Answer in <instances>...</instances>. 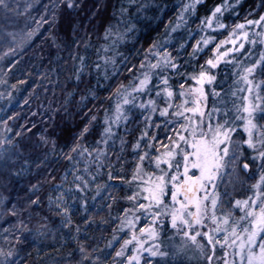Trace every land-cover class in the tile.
<instances>
[{"label": "snow or ice", "instance_id": "obj_1", "mask_svg": "<svg viewBox=\"0 0 264 264\" xmlns=\"http://www.w3.org/2000/svg\"><path fill=\"white\" fill-rule=\"evenodd\" d=\"M133 2L129 0V5ZM201 3L202 0H187L182 4L176 20L170 22L165 39L154 42L145 50L130 83H119L114 90L110 89L111 109H104L99 120L97 115H91L73 142L66 145L68 151L60 150V155L71 165V171L65 172L62 183L55 186L58 194L54 198L49 197V205L62 217L64 227L72 224L77 204L79 210L88 213L89 199L93 202L98 198L115 200L110 189L131 186V194L124 197L131 207L122 208L120 215L114 218L119 221V226L113 230V240L122 239L123 242L115 250L113 264H141L144 252L160 258L155 264H183V258L188 256L192 247L203 257V264H264V12H260L258 18L229 25L224 21V13L232 3L221 0L200 18L197 25L199 39H195L189 29V18ZM60 5L75 9L79 7L80 0H56L52 5L53 24ZM259 7L264 8V0ZM0 8L9 11L8 0H0ZM119 12L124 17L128 8L121 6ZM33 22L35 27L24 33L25 39L30 40L48 20L41 16ZM123 25V31H113V25L105 29L106 45L101 46L105 56L94 65L97 72L105 69V80L108 79V65L115 66V60L107 52L114 51L119 41L135 28L128 19L123 21ZM180 28H184L188 36L184 42L178 43L173 54L169 51L171 45L168 41L171 34ZM257 28L258 31L255 30ZM210 30L226 31L228 39L217 42ZM7 35L17 43L15 33ZM52 39L55 41L56 37ZM190 39H195V43L188 45L187 40ZM22 43L20 40L17 46ZM189 46L191 52H187ZM15 51L13 47L8 48V53ZM202 56L205 58L200 63ZM73 58L79 60L74 73L79 81L88 64L83 56ZM222 62L231 66L234 77L233 88L225 93V96L232 97L230 101L214 87L217 80L214 70ZM209 94L220 98L219 106L214 101L211 110H206ZM97 98L93 93V99ZM85 99L81 97L82 102ZM134 111H140L144 123L140 136L131 144L136 161L134 169L127 177L107 171L108 182L101 184V172L112 167L104 163L108 159L106 149L109 141L115 144L120 125L123 123L126 127L131 122L129 115ZM93 122L99 124L102 131L100 139L93 146H88L82 141L90 134L89 125ZM3 123L11 132L7 121ZM239 129L242 133L238 132ZM14 135L19 137L21 133ZM237 136L240 138H235ZM41 140L49 143L43 135ZM120 141L123 151L125 141L122 137ZM4 144L11 145L12 138L5 136L0 141V158L7 151L2 147ZM51 144V151L55 152V141ZM246 150L253 155L246 156ZM81 163L83 169L79 168ZM240 172L255 182L250 185L251 195L233 199L227 188L223 192L219 190L220 185L224 183L225 176L233 175L238 182L245 183ZM68 175L72 176L71 181L67 179ZM117 179L124 184L111 183ZM32 190L34 194L39 191L37 185H32ZM38 199H29V203L35 205ZM91 207L95 210V203ZM104 207L110 209L112 205L108 203ZM236 212L240 215L236 216ZM7 214L17 218L15 227L18 232L29 231L15 205L0 211V215ZM142 218H150V221L137 227ZM89 219L90 216L85 217V223ZM169 227L173 231L171 237L166 231ZM80 231L77 225L75 233ZM116 232H122L124 236L118 238ZM145 233L149 240L154 241L148 247H145L143 239ZM69 235L77 239L71 232ZM179 237L183 239L174 242ZM107 247L112 248L113 242L109 241ZM96 251L93 249V253ZM79 252L83 264L100 261L98 255L89 253L83 245L79 246ZM128 252L131 254L126 255ZM14 257V248H0V264H16ZM144 264H153V261L145 259Z\"/></svg>", "mask_w": 264, "mask_h": 264}, {"label": "trees", "instance_id": "obj_2", "mask_svg": "<svg viewBox=\"0 0 264 264\" xmlns=\"http://www.w3.org/2000/svg\"><path fill=\"white\" fill-rule=\"evenodd\" d=\"M55 2L56 0L38 2L32 15L39 18L42 16L41 12L46 10L44 17L48 23H42L26 46L8 62L0 65V74L3 75L1 77L8 91V96L0 103V113L2 121H7V127L11 129V132L7 131V136L12 138L11 145L2 146L7 151L0 158V198L4 199L1 200L0 209L3 211L15 205L20 219L24 220L29 231L23 234L18 232L15 227L18 220L10 214L4 215L1 225L6 229L10 227V243L15 249L16 264H56L65 257L67 264H74V261L82 257L79 252L80 245L85 246L89 253H93V249L97 250L93 254L104 253L105 264H113V254L123 241L113 240V230L119 226V221L114 218L120 215L122 208L131 207L124 199L131 194V186L110 189L115 200L98 198L93 202L89 199L88 213L79 210L77 204V209L73 211L72 224L64 227L61 224L62 217L49 205V197L54 198L58 194L55 186L62 183L65 172L71 171V165L60 155V150L68 151L66 145L73 142L81 129L88 124L91 115H97L99 120L103 117L104 109H111L113 100L110 98V89L114 90L119 83H130L133 73H136L144 58L145 50L166 36L170 22L176 20L182 4L187 0H134L131 5L129 0H80L79 7L75 9L60 5L56 9V20L53 24L52 5ZM220 2L221 0H202L197 7L196 13L189 19V29L195 39H199L197 25L200 18L206 16ZM230 2L232 7L224 13V21L229 25L258 18V14L264 12V8L259 7L261 0ZM141 5L142 7H138ZM121 6L128 8L124 17L119 12ZM125 19L130 20L135 28L119 41L114 51L107 52L115 60V66L108 65V79L105 80V69L97 72L94 67L105 56V52L101 50V46L106 45L105 29L113 25V31H123ZM211 33L215 35L217 42L228 38L227 32L223 30ZM53 36L56 37L55 41ZM187 36L185 29L176 31L172 35L169 51L175 54V47L179 42H184ZM195 39L187 40V44H194ZM191 51L192 48L187 47V52ZM79 56L85 57L88 67L77 81L74 73L79 60L73 57ZM204 58L202 56L199 62L203 63ZM228 70V66L226 69L219 68L216 82L223 81ZM93 93L97 99H93ZM82 96L86 97L83 102ZM129 119L131 122L126 127L123 123L120 125L115 144L109 141L106 149L108 159L104 163L111 164L112 167L101 172V184L108 182L105 174L107 171H112L113 175L119 172L127 177L134 169L136 161L131 144L140 136L144 123L140 111L130 113ZM89 131L90 134L82 142L93 146L100 139L102 127L93 122L89 125ZM16 132H20L21 136H15ZM238 132L242 133L241 129ZM42 135L49 143L45 144L41 140ZM121 137L125 141L123 151ZM51 141H55V152L51 151ZM245 155L250 156L253 153L246 150ZM118 157L121 158L119 161ZM83 167L81 163L79 168ZM240 177L245 183L237 182L236 190H239L238 197L244 198L251 195L249 189L255 179H247L243 172H240ZM67 179L71 181L72 176L68 175ZM111 183L121 185L124 181L117 179ZM32 185H37L39 189L35 194ZM37 197V204L29 203V199L37 200ZM93 203L96 205L95 210L91 207ZM108 203L112 205L110 209L104 207ZM88 216L90 219L85 223V217ZM77 225L81 229L78 234L75 233ZM70 232L77 239H72ZM115 235L118 238L123 237L120 232ZM16 236L20 239L16 240ZM109 241L113 242L112 248L107 247ZM219 255L217 252V256ZM183 264L190 263L184 261Z\"/></svg>", "mask_w": 264, "mask_h": 264}, {"label": "rangeland", "instance_id": "obj_3", "mask_svg": "<svg viewBox=\"0 0 264 264\" xmlns=\"http://www.w3.org/2000/svg\"><path fill=\"white\" fill-rule=\"evenodd\" d=\"M39 1L40 0H8V2L10 4V10L6 12L2 8H0V65L8 62L11 58H13L16 55V53H18L19 50H21L23 47H25L26 44L28 43L29 39L24 38V33L29 31L31 28L35 27V23L33 22L34 19L35 20L40 19V17L37 18L35 14L32 15L33 10L35 9V7L37 6ZM41 14H42V16H46L47 11L43 10V12H41ZM182 29H184V28H180L178 30H182ZM255 30L258 31L259 29L257 28ZM167 32H168V30H167ZM210 32H211V30H210ZM8 33H15L17 35V38H18L17 43H19L20 40H23V43L19 44V46H17V43H13L11 41V38L7 35ZM173 34L174 33H172L171 37L169 38V41H168L169 44L172 41V35ZM206 34H208V33H206ZM165 37L161 41H163L165 39ZM226 39H228V38H226ZM9 47L15 48L16 49L15 53H8ZM246 47H247V45H246ZM221 67H223L225 69L227 68V66L223 62L221 63L219 68H221ZM228 68H229V70L225 73L226 77L224 78V80L221 82L215 81L214 87L216 88V91L221 93V96H224L226 100L230 101L232 99V97L230 95L225 96V93H227L229 91V89L233 88L234 77L232 76L231 66L228 65ZM218 69L214 70L215 73H217ZM1 76H3V75L0 74V103H2L5 100V98L8 96V91L6 90V86L4 84L3 77H1ZM186 87H187V85H186ZM207 90L210 93L211 89L208 88ZM239 95H241V94L238 93V96ZM219 99H220L219 97H213L211 94H209L207 102H206V105H207L206 110H211V108L213 107L214 101L217 102V106H219ZM208 101H210V103H208ZM241 131H242V129H241ZM7 135H8L7 130L5 129V125L2 121V115L0 113V141H2L4 139V137ZM230 180H231V183H229ZM237 182L238 181L236 180L235 175H233L232 177L225 176L224 177V183H222L220 185L219 190L221 192H223L224 189L227 188V191L229 192V195L231 198L243 199V197H238L239 190H236ZM240 194H242V192ZM227 199L228 198L226 197L225 198V208H227ZM1 200H4V199L0 198V205L2 204ZM0 211H1V209H0ZM235 215L239 216L240 213L236 212ZM4 217H5L4 215L3 216L0 215V248L7 250L10 247L13 248V246L10 243L11 237H10V233L8 230L10 227H7L8 229H6L3 225H1V222H2ZM149 221H150V218H148V219L142 218V223L138 224L137 227L144 226V224L148 223ZM166 231H167L168 236H170V237L173 236V231L170 229V227ZM120 233L124 236V233H122V232H120ZM137 234L140 235L139 233H137ZM143 239L145 240V247H148L154 243V241L149 240L147 238L146 233L143 235ZM182 239H183L182 237H179L174 242H179V240H182ZM119 247L116 250H118ZM131 247L132 246L130 245L129 248H131ZM130 254H131L130 252L126 253V255H130ZM94 255H98L100 257V261L97 262V264H100V262H102V264H105L106 260L104 259V257H105L104 253L100 252V253H96ZM114 258H115V252L113 254V260H114ZM145 259H151L153 261V264H155V261L160 259V258L159 257H155V258L151 257L149 253L144 252L143 256L141 258V264H144ZM184 261H187L190 264H192V263L193 264H196V263L203 264V257L199 255L197 249L192 247L189 250L188 256L183 258V263H184ZM56 264H67L66 257L58 260V262ZM74 264H83L82 257L78 258V260L76 262L74 261Z\"/></svg>", "mask_w": 264, "mask_h": 264}]
</instances>
